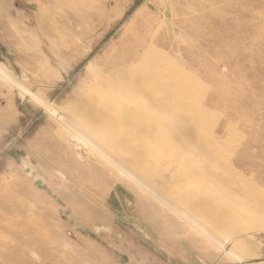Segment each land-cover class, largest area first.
<instances>
[{
    "label": "rangeland",
    "instance_id": "1",
    "mask_svg": "<svg viewBox=\"0 0 264 264\" xmlns=\"http://www.w3.org/2000/svg\"><path fill=\"white\" fill-rule=\"evenodd\" d=\"M125 1L104 34L120 9L112 0H0L9 30L40 10L48 23L26 50L0 32V211L24 224L0 229V264H264V0L174 2L198 11L185 10L184 39L172 40L183 58L167 75L185 81L158 113L155 185L132 182L144 183L133 164L142 152L122 164L105 156L98 172L56 137L96 56L151 0ZM184 156L204 169L194 174Z\"/></svg>",
    "mask_w": 264,
    "mask_h": 264
},
{
    "label": "bare ground",
    "instance_id": "2",
    "mask_svg": "<svg viewBox=\"0 0 264 264\" xmlns=\"http://www.w3.org/2000/svg\"><path fill=\"white\" fill-rule=\"evenodd\" d=\"M112 1L120 9L112 11L110 13L112 15L107 16L103 23L99 24L103 27L104 34L121 19L123 10L128 5L125 0ZM177 1L151 0L142 9H138L132 19L121 26L119 33L117 32L109 46L96 56L92 64L94 69L90 72L81 93L75 97L74 104L64 114L58 116L61 128L56 132V137L67 144L66 147L79 160L83 159L85 163L94 162L93 166L96 171L97 167H106L102 162L105 156L110 157L113 162L122 164L131 161L135 156L133 154L137 151L142 152L143 164H133H136L139 180L143 181L144 179V183L132 181L141 189L145 187L143 186L145 184L146 186L156 184L153 179L154 175H152L154 174L152 173L154 163L151 156L158 145L155 143V139L153 141V137L158 134L157 123L165 121L164 115H158V113L170 112L172 91L184 89L185 77L181 76L180 72L173 68L174 78L170 79L167 75L172 69L173 58L177 56L183 58L181 57L183 50L179 47L180 45L173 46L172 40L184 39L185 32L183 30L186 28L188 19L185 14L187 10L198 11V9L196 4L189 7L184 6V10L178 9L174 5V2ZM1 3L3 4V2ZM0 6L2 7V5ZM3 11L1 12L3 13ZM41 13L42 10L37 13L39 16L32 14L29 19L25 18L29 24L21 23L19 28L14 30H9L8 26L0 25V32L3 36L12 38L21 50H26L37 35L40 36L48 29V23H44L40 19ZM196 14L195 16H197ZM47 18L50 19L49 16ZM12 21L11 23H13ZM185 48L187 47L185 46ZM90 50L91 47H87L86 53ZM0 71L3 70L0 68ZM180 113L174 115L178 122L182 120ZM169 131L172 132V130ZM170 133H167L166 136ZM140 138L144 141V145L140 144ZM184 159L191 163V172L194 174L200 173L205 167L204 160L196 159L194 156L191 158L184 156ZM214 164L218 165V162ZM74 166L78 169L76 165ZM227 166L233 167L229 162H225L224 169H227ZM62 168L67 172L70 170L64 166ZM145 168L149 172H141L146 170ZM98 172L101 171L98 170ZM112 173L114 174V171ZM161 179L165 185L169 186L170 183L166 177ZM89 186L93 188L94 182L90 181ZM130 191L133 190L130 189ZM131 195L133 194L131 193ZM20 218L21 214L16 213L12 207H5V210L0 211V229L21 234L23 230L19 229H23L24 224H21Z\"/></svg>",
    "mask_w": 264,
    "mask_h": 264
}]
</instances>
